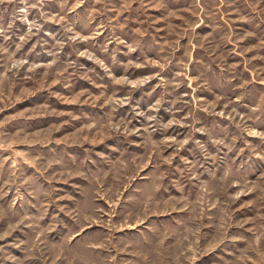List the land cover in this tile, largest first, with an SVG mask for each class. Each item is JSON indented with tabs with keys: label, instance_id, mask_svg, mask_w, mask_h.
Listing matches in <instances>:
<instances>
[{
	"label": "rangeland",
	"instance_id": "374dc122",
	"mask_svg": "<svg viewBox=\"0 0 264 264\" xmlns=\"http://www.w3.org/2000/svg\"><path fill=\"white\" fill-rule=\"evenodd\" d=\"M0 264H264V0H0Z\"/></svg>",
	"mask_w": 264,
	"mask_h": 264
}]
</instances>
